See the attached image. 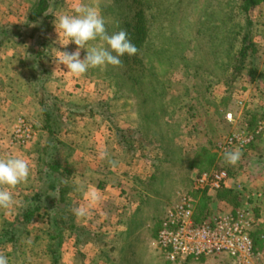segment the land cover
Listing matches in <instances>:
<instances>
[{
    "label": "rangeland",
    "instance_id": "obj_1",
    "mask_svg": "<svg viewBox=\"0 0 264 264\" xmlns=\"http://www.w3.org/2000/svg\"><path fill=\"white\" fill-rule=\"evenodd\" d=\"M9 1L13 8L19 5L16 11L9 12H15L20 22L26 20L35 3L5 0ZM140 1L50 0V19H40L23 30L28 34L37 27L35 36H25L27 48L36 49L40 38H47L49 59L45 61L51 65L46 86H65L63 95H58L65 98V127L76 134L95 130L103 133L114 127L139 128L150 137V142L145 143L153 163L163 170L147 186L153 197H140L141 206L129 221V232L91 231L87 239L95 249L66 241L62 258L65 264H233L224 254L169 262L156 244V230L165 209L178 199L179 193L192 195L197 210L203 208L201 213L230 209L215 202L210 194L193 190V176L199 170L224 168L230 176L239 165L248 166L252 158H257V178L264 181V131L248 145L227 148L225 144L233 133L253 131L264 120V0L247 13L239 11L241 0H144L150 6L146 9L148 34L142 44L137 41L142 37V28L136 22ZM79 3L97 6L109 33L126 30L139 49L137 55L123 57L121 66L92 69L80 77L56 64L54 57L59 50L70 52L76 46L70 43L67 48L59 47L54 16L71 12ZM207 4L214 10L209 22L199 16ZM198 18L204 24H198ZM242 34H248L256 51L251 62L247 59L239 74L232 77L228 56L239 46ZM89 108L93 109L91 113ZM68 110L72 114H67ZM227 113L232 114L231 119L226 118ZM19 115L29 118L39 131V105ZM35 138L20 147L39 146ZM87 144L83 141V148ZM137 145L141 147V143ZM234 149H240L242 155L236 165H230L223 156ZM186 164L190 165L188 174L183 169V174L173 169ZM235 188L234 197L246 198L258 215L252 237L264 256V185L259 188L260 196L257 188L252 189L257 190L254 195L246 185Z\"/></svg>",
    "mask_w": 264,
    "mask_h": 264
},
{
    "label": "crops",
    "instance_id": "obj_2",
    "mask_svg": "<svg viewBox=\"0 0 264 264\" xmlns=\"http://www.w3.org/2000/svg\"><path fill=\"white\" fill-rule=\"evenodd\" d=\"M9 4L10 1L6 3L5 0H0V29L20 23V17L15 12H9L11 9L16 11L19 5L13 8L14 4L12 6ZM2 36L0 34V40ZM13 40L18 42L15 43ZM20 45L22 47H16ZM24 45L25 37H15L0 44V158L17 155L27 160L31 166L29 179L12 189L16 203L6 209L0 208V254L8 257L9 264H51V256L47 248L53 240L47 235L49 224L43 218L44 211H39L40 214L33 213L31 221L26 224L22 222L20 215L25 202L30 201L38 190L37 171L40 168L38 155L48 134L39 128L36 133L38 137L36 136L34 141L36 143L39 140L41 144H38L39 146L31 144L20 147L10 145L8 142L9 131L19 114L29 113L31 106L38 105V95L33 91L35 82L33 83L26 75L27 69L23 65L27 59H30V48ZM64 87L60 84L49 87V90L56 95H63ZM61 111L63 125L61 131L58 130L57 137L63 147L59 155L66 158L73 168V176L69 181L70 189L65 197L71 215L75 217L79 227L89 232L110 233V230L114 229L120 233L129 232V221L134 219L141 206L140 197L144 195L153 197L147 186L153 184L160 172L163 173L158 163H153L152 157L148 154L151 151H148L149 147L145 142H150V137L137 128L142 139L141 147L136 144L133 150L128 151L127 148L119 145L114 128L103 133L102 130H95L76 134L65 127V110ZM83 141L88 143L85 148ZM102 153L103 158H101ZM254 159L257 158H252L248 166L239 165L236 171L230 174L225 187L210 193L215 202L229 206V210L241 205L251 207V204H247L246 198L240 195L234 197L236 195L234 191L235 187L238 189L243 184L251 189V195L257 190H259L258 195H261L262 191L260 192L259 188L264 185V181L257 178L259 173L257 165L260 163ZM177 167L173 169L180 171L179 174H183L182 169L188 174L190 169L189 164ZM254 188L257 190H252ZM92 190L100 194V200L95 204H90L86 198V194ZM79 206L89 208L86 217L77 218L73 214V209ZM5 233H13V239H7ZM66 241L79 247L96 248L90 241L77 243L75 233L69 232L64 236L58 250L59 264H65L62 256Z\"/></svg>",
    "mask_w": 264,
    "mask_h": 264
},
{
    "label": "trees",
    "instance_id": "obj_3",
    "mask_svg": "<svg viewBox=\"0 0 264 264\" xmlns=\"http://www.w3.org/2000/svg\"><path fill=\"white\" fill-rule=\"evenodd\" d=\"M259 1L260 0H241L240 4H238L239 11L241 13H247L251 8L255 7ZM140 3L136 12V22L142 28V37L137 40L142 44L145 42L148 34L146 9L150 4H145L144 0H141ZM49 4L50 0H35L24 22L0 29V34L3 35L0 44H4L6 41L14 39L15 37L35 36L36 26L28 34H25L23 30L30 24H36L40 19H50L48 13ZM208 6L209 4L206 5L199 16L205 18V21L209 22L213 18L214 10L210 9ZM196 22L200 25L204 24L199 18ZM40 39V46L36 49H29L30 59H27L23 65L27 69L29 79L33 83L35 82L33 91L38 95V105L40 106L42 115V121L39 126L42 130L47 132L48 138L46 143L41 146L38 155L40 167L37 171L38 190L33 194L30 201L25 202L23 205V212L20 215L22 222L26 224L31 221L33 213L36 212L40 214L41 212L39 211H44L43 218H45L49 224L47 235L53 240V243L48 246L47 250L51 256V264H59L58 250L67 233L74 232L76 242L79 244L83 243V241L90 240L87 239V235L92 233L78 226L75 217L71 215L69 207L65 202V197L70 189L69 181L73 176L71 163L58 154L59 149L63 147L62 142L57 137V133L59 128L63 125L61 110H65V98L54 94L47 88L48 86H46L51 64L45 61L49 59L47 58V38L44 35ZM13 41L15 43L18 42L16 40ZM239 41L240 43L237 49L228 56V63L230 64L231 73L233 74L232 77L239 74L247 59H250L251 62L253 58L252 54L256 51L255 44L249 38L248 34H242ZM249 49H251L250 53ZM252 71L251 69L250 72ZM60 106L62 109L59 108ZM92 110L93 109L89 108L90 113ZM68 113L72 114L70 110H68ZM77 114L80 115L82 113L78 112ZM114 129L119 145L127 148L128 151L130 149L133 150L135 148L134 146L142 141L137 128L114 127ZM202 210L203 208L200 207V210L198 209L197 211L201 213ZM4 235H7V239H13V233H5Z\"/></svg>",
    "mask_w": 264,
    "mask_h": 264
},
{
    "label": "built area",
    "instance_id": "obj_4",
    "mask_svg": "<svg viewBox=\"0 0 264 264\" xmlns=\"http://www.w3.org/2000/svg\"><path fill=\"white\" fill-rule=\"evenodd\" d=\"M232 118L231 113L226 114ZM264 131V120L253 131L233 133L226 140L227 148L248 145ZM34 123L19 115L10 132L9 144L24 146L36 136ZM230 176L226 169L199 170L193 177V190L214 193L226 186ZM196 200L189 193L164 211L156 230V244L169 262L182 263L189 259L228 256L233 264H264V256L255 247L252 230L259 222L249 205L221 212L197 213Z\"/></svg>",
    "mask_w": 264,
    "mask_h": 264
},
{
    "label": "clouds",
    "instance_id": "obj_5",
    "mask_svg": "<svg viewBox=\"0 0 264 264\" xmlns=\"http://www.w3.org/2000/svg\"><path fill=\"white\" fill-rule=\"evenodd\" d=\"M53 24L60 37L57 41L60 48H67L70 43L76 46L70 52L59 50L54 57V62L65 66V72L74 77H80L92 69L121 66L123 57H133L139 51L126 30L109 33L105 17L94 4L79 3L71 12L55 15ZM241 155L240 149H234L225 151L223 158L228 164L236 165ZM30 174L31 166L24 158L17 155L0 158V208L6 209L16 203L12 189L26 182ZM86 198L90 204H95L100 200V194L92 190L86 194ZM88 212L89 208L84 206L73 209L77 218L86 217ZM0 264H9L4 254H0Z\"/></svg>",
    "mask_w": 264,
    "mask_h": 264
}]
</instances>
